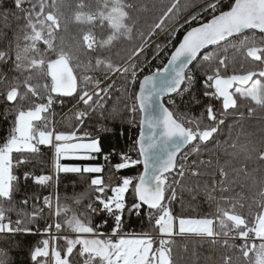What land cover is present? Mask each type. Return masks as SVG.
I'll return each instance as SVG.
<instances>
[{
  "label": "snow or ice",
  "instance_id": "1",
  "mask_svg": "<svg viewBox=\"0 0 264 264\" xmlns=\"http://www.w3.org/2000/svg\"><path fill=\"white\" fill-rule=\"evenodd\" d=\"M148 12L142 0H0V236H44L31 264H176V238L219 246V264H264V0H168ZM237 53L258 66L237 68ZM66 102L75 123L58 128ZM106 111L138 129L113 167L142 171L118 182L102 165L61 162L96 159L100 141L81 128ZM41 146L54 150L51 174L28 170ZM61 174L88 178L72 204ZM29 180L57 191L29 196ZM185 192L209 211L175 213ZM142 213L147 227L125 231ZM8 257L0 248V264Z\"/></svg>",
  "mask_w": 264,
  "mask_h": 264
},
{
  "label": "trees",
  "instance_id": "2",
  "mask_svg": "<svg viewBox=\"0 0 264 264\" xmlns=\"http://www.w3.org/2000/svg\"><path fill=\"white\" fill-rule=\"evenodd\" d=\"M143 3L147 4L149 7V12L144 13L143 15L146 18L152 19L155 18L159 14L160 8L168 3V0H142ZM76 34V30L74 28H69L68 33H66V40L69 43H72V37ZM259 36V34H257ZM78 39V37H77ZM162 40V38H161ZM166 62V61H165ZM243 64L245 68H253L258 65L255 62H251L250 60L246 61L243 59L242 54L237 53L235 56V66L237 68ZM203 77L197 73V81L194 85L192 91L193 94L202 100V84ZM179 103V101H178ZM188 103V97H185V105ZM182 105V111H190L195 115H199L202 111V105H192L190 108ZM2 98H0V113L3 110ZM71 107L70 103L64 105L61 109L57 107L58 114H66L69 112V108ZM71 118V119H69ZM11 117H9V120ZM74 124L75 120L70 112L59 124V127H66L69 124ZM8 121L3 119L2 114H0V140L5 136L6 129L8 128ZM250 131H254L257 135L260 134V122L258 120H253L249 122L247 125ZM88 132L91 134L92 138H98L100 141L101 153L95 154L96 159L93 160H71L65 161V163L69 164H79L81 166L91 164V165H102L105 169L104 176L107 180L110 176L112 177L113 182H118V177L122 176H134L138 173V171H142L141 166H137L131 169L120 170L116 172L114 169V165L120 161V154L128 152L129 147L132 144L133 139L135 138L136 128L130 127L127 123V114H123L118 118H109L108 112H105V118L100 119L96 115H92L91 118L85 120L83 127L81 128V133ZM43 151L41 154L35 158H33L32 164L28 166V170L34 172L36 175L40 174H51L53 171V154L52 149L42 146ZM133 156L134 153H131ZM108 155L109 159L105 161L104 156ZM88 178L87 176L81 178L76 174H61L60 182H59V195L63 200L65 197H68V203L72 204V200L70 199L74 195L83 193L88 188ZM55 191L57 188L54 184ZM21 192H27L29 196H46L51 193L50 189L47 186H39L35 185L31 180L21 189ZM197 202H199V207H197ZM76 207V205H73ZM194 210L203 214L209 211L206 204L203 203V198L198 197L197 201H192L189 194L187 192L183 193V204L177 202L174 203V212L177 214H194ZM106 217L104 213H100L93 217L94 223H100ZM143 213L141 217L133 216L127 223L124 225L125 231H139L142 227H147L146 224H142ZM112 225V220L108 218V225H106L103 231L107 232L110 230V226ZM41 228H43V222L40 224ZM45 238L42 235L38 234H27L23 236H15V237H4L0 236V248H4L8 250L9 253V264H31L30 261V250L36 246L41 239ZM17 244L19 246H17ZM187 245V249L185 250L184 245ZM223 253V249L219 246H212L209 243L205 242L201 244L195 239H180L176 238L173 244V256L176 264H219L220 257ZM209 257L211 258L209 260Z\"/></svg>",
  "mask_w": 264,
  "mask_h": 264
},
{
  "label": "rangeland",
  "instance_id": "3",
  "mask_svg": "<svg viewBox=\"0 0 264 264\" xmlns=\"http://www.w3.org/2000/svg\"><path fill=\"white\" fill-rule=\"evenodd\" d=\"M162 56H163V54H161ZM152 64L153 65H159V61H157V60H153L152 61ZM56 112H57V110H56ZM70 112H67L66 114L68 115ZM66 115V116H67ZM66 116H63L61 119H60V121L58 122V124H57V127L59 126V124L61 123V121L66 117ZM90 138H92V137H90ZM84 142H87V139H85V141ZM52 152H53V159H54V150L52 149ZM95 155V154H94Z\"/></svg>",
  "mask_w": 264,
  "mask_h": 264
},
{
  "label": "built area",
  "instance_id": "4",
  "mask_svg": "<svg viewBox=\"0 0 264 264\" xmlns=\"http://www.w3.org/2000/svg\"><path fill=\"white\" fill-rule=\"evenodd\" d=\"M137 132H138V129L136 128V133H135V137L137 136ZM43 151V147L41 146V152ZM48 187V186H47ZM51 191V193H54L55 191V187H54V184L51 186V187H48ZM38 235H41V234H38Z\"/></svg>",
  "mask_w": 264,
  "mask_h": 264
},
{
  "label": "crops",
  "instance_id": "5",
  "mask_svg": "<svg viewBox=\"0 0 264 264\" xmlns=\"http://www.w3.org/2000/svg\"><path fill=\"white\" fill-rule=\"evenodd\" d=\"M45 147H46V146H45ZM65 161H71V160H62L61 162H62V163H65Z\"/></svg>",
  "mask_w": 264,
  "mask_h": 264
}]
</instances>
